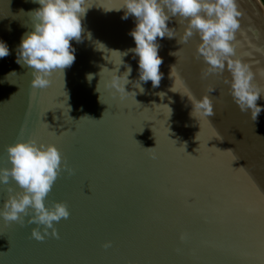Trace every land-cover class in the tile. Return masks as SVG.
I'll return each mask as SVG.
<instances>
[{
  "label": "water",
  "instance_id": "water-1",
  "mask_svg": "<svg viewBox=\"0 0 264 264\" xmlns=\"http://www.w3.org/2000/svg\"><path fill=\"white\" fill-rule=\"evenodd\" d=\"M236 2L233 58L250 65L264 108V3ZM122 6L86 0L74 63L36 89L32 69L16 60L40 5L0 0V40L10 50L0 58V168L11 167L7 146L20 140L54 144L67 169L45 203L63 202L70 213L43 240L32 236L43 226L27 217L0 218V264H264V110L252 121L239 109L227 68L205 75L200 38L181 43L179 17L168 22L175 37L157 39L159 86L141 82V92L130 51L136 19H123ZM128 67L125 89L135 96L108 86ZM204 96L214 115H192L190 99ZM9 188L22 191L11 179L0 184V208Z\"/></svg>",
  "mask_w": 264,
  "mask_h": 264
},
{
  "label": "clouds",
  "instance_id": "clouds-1",
  "mask_svg": "<svg viewBox=\"0 0 264 264\" xmlns=\"http://www.w3.org/2000/svg\"><path fill=\"white\" fill-rule=\"evenodd\" d=\"M33 2L40 7L29 13L34 19L32 31L22 37L16 62L32 69L33 88L45 89L51 84L53 73H63L74 63L75 49L71 41L80 42L83 30L81 21L88 7L86 0ZM121 8L125 9L123 19L129 15L136 19V25L130 32L135 48L130 51L138 57L139 81L135 86L141 92V82L151 81L153 87L159 86L163 77L160 72L163 59L159 55L157 39L175 37L168 22L173 17H179L182 22H187L180 42L187 43L194 35L200 38L197 54L207 65L205 75L223 73L227 68L231 74L230 89L235 104L242 112H250L252 121L258 119L264 110L257 104L262 97V89L254 83L255 74L250 65L233 58L236 56L233 42L240 28L241 16L236 0H123ZM9 54L7 43L0 40V58ZM130 74L131 68L128 67L122 75L116 74L108 86L121 94L130 93L125 89ZM88 79L91 80V74ZM130 94L136 95L135 92ZM190 100L192 115L195 113L203 118L214 115L213 103L208 96L199 100L192 97ZM7 153L11 167L0 168V184L7 185L11 179L22 191L13 195L12 189H8L10 194L0 208V218L23 223L27 217L29 224L42 225L43 235L38 228L32 229V236L36 240H43L49 229L56 236L54 222L67 219L70 215L63 202H54L51 206L45 203L58 175L67 169V164H62L59 149L54 144H38L29 139L7 146ZM183 239L185 237L182 235Z\"/></svg>",
  "mask_w": 264,
  "mask_h": 264
},
{
  "label": "trees",
  "instance_id": "trees-1",
  "mask_svg": "<svg viewBox=\"0 0 264 264\" xmlns=\"http://www.w3.org/2000/svg\"><path fill=\"white\" fill-rule=\"evenodd\" d=\"M264 3V0H261Z\"/></svg>",
  "mask_w": 264,
  "mask_h": 264
}]
</instances>
